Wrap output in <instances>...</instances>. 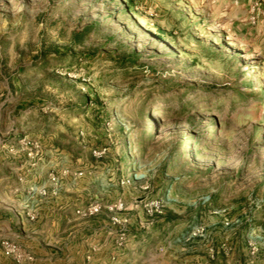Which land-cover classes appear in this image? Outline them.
Masks as SVG:
<instances>
[{"label":"rangeland","instance_id":"rangeland-1","mask_svg":"<svg viewBox=\"0 0 264 264\" xmlns=\"http://www.w3.org/2000/svg\"><path fill=\"white\" fill-rule=\"evenodd\" d=\"M197 242L264 264V0H0V264Z\"/></svg>","mask_w":264,"mask_h":264},{"label":"crops","instance_id":"crops-1","mask_svg":"<svg viewBox=\"0 0 264 264\" xmlns=\"http://www.w3.org/2000/svg\"><path fill=\"white\" fill-rule=\"evenodd\" d=\"M151 241H152V238H151ZM154 244H156L155 246L159 247V245H161L162 243L161 242H159V243L157 242V243H154ZM177 249H179V250H177ZM180 249H181L180 247H177L174 250H175V253H176L177 257H179V259H181V261H182L181 264H204V263L205 264H208L209 259H207V257L209 258L210 257L209 256L210 254L207 252V250H206V252H204V250H203L200 242L199 243L197 242L196 245L192 246L190 249H187V250H182V249L180 250ZM101 251H102L101 253H103L104 256L103 255L102 256H97L95 258L96 259L95 261L97 263L98 262H103V260L104 261H108L109 260V255L106 252V250H102L101 249ZM129 254L131 256L134 255V248H131ZM167 254L170 255V252L167 253ZM131 256L127 260V263L128 262H131V264H133L132 259H131ZM199 259H201L203 262H201ZM205 259H207V262H205L206 261ZM80 260H82V257L79 258L78 261H80ZM209 262H211V260ZM213 264H215V263H213Z\"/></svg>","mask_w":264,"mask_h":264},{"label":"built area","instance_id":"built-area-1","mask_svg":"<svg viewBox=\"0 0 264 264\" xmlns=\"http://www.w3.org/2000/svg\"><path fill=\"white\" fill-rule=\"evenodd\" d=\"M209 199V196H205L203 198L204 201H207ZM97 210V209H96ZM4 250L7 255H12L17 253V246L14 243H11L10 241L3 242Z\"/></svg>","mask_w":264,"mask_h":264}]
</instances>
